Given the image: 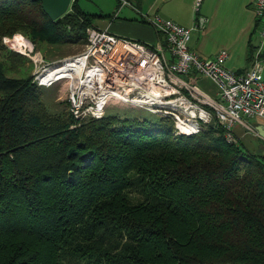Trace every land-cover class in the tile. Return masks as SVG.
<instances>
[{
  "label": "trees",
  "instance_id": "trees-1",
  "mask_svg": "<svg viewBox=\"0 0 264 264\" xmlns=\"http://www.w3.org/2000/svg\"><path fill=\"white\" fill-rule=\"evenodd\" d=\"M96 16L0 0V264H264V154L215 119L174 133L167 115L50 112L2 41H82Z\"/></svg>",
  "mask_w": 264,
  "mask_h": 264
},
{
  "label": "built area",
  "instance_id": "built-area-1",
  "mask_svg": "<svg viewBox=\"0 0 264 264\" xmlns=\"http://www.w3.org/2000/svg\"><path fill=\"white\" fill-rule=\"evenodd\" d=\"M118 2L119 7L131 5L130 0ZM200 2L194 1V10ZM253 10L259 41L243 71L225 65L228 50L224 47L212 56H202L189 47L193 30L204 26L206 19L201 14L187 26L159 13H142L165 44L160 38L148 44L89 25L82 49L52 61L43 59L42 68L32 74L33 81L48 86L67 80L66 109L77 122L101 116L111 102H124L170 116L174 133L196 132L202 123L215 119L225 128L226 139L237 141L232 131L235 123H244V117L264 118V0H254ZM66 60L69 64L64 74L43 80L48 68ZM180 74L208 77L216 85L215 96ZM180 123L194 126L185 131Z\"/></svg>",
  "mask_w": 264,
  "mask_h": 264
},
{
  "label": "crops",
  "instance_id": "crops-1",
  "mask_svg": "<svg viewBox=\"0 0 264 264\" xmlns=\"http://www.w3.org/2000/svg\"><path fill=\"white\" fill-rule=\"evenodd\" d=\"M130 1L131 6H125H129L131 10L127 11L128 16L123 20L115 19V15L111 16L109 21L104 23L100 20L99 24L93 23V26L108 31L112 29L121 36L130 35L136 37L134 39L153 44L159 39L157 32L150 24L137 20L134 16L136 13L139 16L142 13H159L187 26L195 22L197 15L201 14L206 20L202 29H194L195 38L190 48L202 56H212L224 47L228 50L225 65L237 71H243L248 66L249 50L259 41V26L253 10L254 0H201L197 11L193 8L195 0ZM192 10L195 12L193 13ZM191 77L198 85L197 79L195 81V77ZM243 119L244 123H235L232 127L238 142L251 152L264 154V136L260 135L257 129L261 127L264 131L262 126L264 118L244 117Z\"/></svg>",
  "mask_w": 264,
  "mask_h": 264
},
{
  "label": "rangeland",
  "instance_id": "rangeland-1",
  "mask_svg": "<svg viewBox=\"0 0 264 264\" xmlns=\"http://www.w3.org/2000/svg\"><path fill=\"white\" fill-rule=\"evenodd\" d=\"M79 5L81 8H83L86 11L89 12H98L103 13L104 16H96L93 18L92 22L94 24H99L100 20H103L105 23L106 21H109L111 19V16H115V19L123 20L127 15V11L131 10L129 6H118L117 0H78ZM194 8V5H193ZM193 13L195 12L192 10ZM137 19L139 18V14L136 13L134 15ZM114 19V18H113ZM149 24V23H147ZM150 26L153 28V26L150 24ZM155 30V29H154ZM110 31L116 35L121 36L120 34L116 33L112 29ZM195 30L193 33H191V37L188 41L189 47L192 44V41L195 38ZM17 36H20L22 38L21 45H18L16 42ZM123 36V35H122ZM7 37V38H3ZM2 37V41L8 45V47H12L18 51H21L24 53L26 52V55L29 57V61L26 62L28 67V72L33 74V72H36L37 70H40L42 68V64L44 63L43 59L45 61H52L55 59H59L62 57H65L67 55H71L73 53H76L80 51L83 47L84 40L79 41H66L61 43H47V42H37L34 43L31 41L25 34L22 32H15L12 35H4ZM123 37H127L130 39H134L136 37L130 36V35H124ZM137 40V39H135ZM142 41V40H140ZM148 44H152L151 42H146ZM28 46V47H27ZM42 57V58H41ZM42 59V61H39ZM180 77L192 81V77L190 74H180ZM67 81V80H66ZM65 80L57 81L52 85H40L41 91H42V98L44 103L46 104V107L48 111L50 112H61L66 110V92H67V82ZM188 81V82H189ZM198 85L207 91L212 96H215L216 91V85L212 80H210L206 76H200V79L197 80ZM112 103V102H111ZM109 103L105 110L109 112H118L119 114H126L128 116H146L148 119L154 120L156 119L160 113L150 111L146 108H143V106L139 107L137 105H129L124 102L122 103ZM68 264H76V261L74 260H67Z\"/></svg>",
  "mask_w": 264,
  "mask_h": 264
},
{
  "label": "water",
  "instance_id": "water-1",
  "mask_svg": "<svg viewBox=\"0 0 264 264\" xmlns=\"http://www.w3.org/2000/svg\"><path fill=\"white\" fill-rule=\"evenodd\" d=\"M72 0H40L43 11L52 19L57 18L67 11ZM262 126H264L262 124ZM264 128V127H263ZM259 134L264 136L261 127H257Z\"/></svg>",
  "mask_w": 264,
  "mask_h": 264
},
{
  "label": "bare ground",
  "instance_id": "bare-ground-1",
  "mask_svg": "<svg viewBox=\"0 0 264 264\" xmlns=\"http://www.w3.org/2000/svg\"><path fill=\"white\" fill-rule=\"evenodd\" d=\"M22 41H23L22 38L20 36H17V38H16L17 44L21 45ZM68 64H69V61L66 60V61L63 62V64L55 65V66H52V67L48 68V71L44 75L45 77L43 78V80H45L46 78H49L53 74L54 75L58 74L59 76H61L62 74L65 73L64 70L67 68ZM123 97H125V96L123 95ZM125 98H128V97H125ZM137 99L140 101V100H143V97L142 98H134V100H137ZM180 126H181V128L183 130L189 131L194 125L192 123H187V124L180 123Z\"/></svg>",
  "mask_w": 264,
  "mask_h": 264
}]
</instances>
